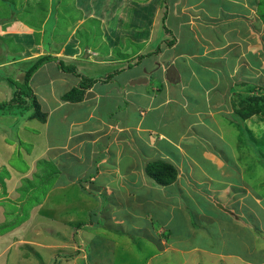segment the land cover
Wrapping results in <instances>:
<instances>
[{
  "label": "crops",
  "instance_id": "obj_1",
  "mask_svg": "<svg viewBox=\"0 0 264 264\" xmlns=\"http://www.w3.org/2000/svg\"><path fill=\"white\" fill-rule=\"evenodd\" d=\"M73 1L82 15L65 43L57 48L49 45V50L33 25L15 19L17 24L10 26L13 20L7 26L0 18V264H30L26 246L58 248L39 237L43 217L51 222L44 227L48 234L58 230L74 234V226L79 233L84 228L93 230L96 224L91 220L85 221L90 222L85 225L89 229L73 216L42 214L43 206L57 213L47 198L70 188L94 197L101 192L110 198L106 207L127 211L124 218L102 216L107 223L110 220V231L149 234L155 249L148 247L150 256L142 264H159L157 258L162 256L164 264L172 260L176 264H218L219 260L264 264L252 257L264 250L263 245L256 247L255 239L261 235L254 237L264 235L263 186L251 187L248 182L249 155L240 145L244 141L240 139L237 148L223 131L224 124L235 126L234 98L248 94L250 85L264 86V0ZM37 2L27 4L37 8ZM88 20L97 22L94 26L109 48L105 59L92 61L105 71L85 77L80 69L86 66L79 64L84 62L80 60L84 48L75 37ZM125 39L134 44L132 50L128 44L121 45ZM42 54L54 58L34 73L47 66L56 71L47 72L45 84L32 75L29 85L45 120L31 116L29 96L24 95L26 103L13 102L18 88H24L26 71ZM16 58L26 65L14 70ZM61 61L73 65L74 71L61 68ZM170 65L178 72L170 75L175 82L166 76ZM233 79L245 85L244 93ZM178 108L182 112L176 116ZM260 124L263 128L264 116L256 113L243 126L258 137ZM17 158L27 162L26 169L15 163ZM156 160L175 166L174 181L163 185L148 175V163ZM31 182L35 185L27 189ZM32 195L38 199L31 211L21 213ZM65 200L61 205L78 203ZM15 214H22L16 224ZM30 230L34 233L28 234ZM98 235L104 240L112 237V243L119 245L116 234ZM166 240L172 244L166 246ZM232 245L241 247L233 250ZM13 248L23 259L10 260ZM197 254L202 256L200 261ZM87 255L81 253L85 263Z\"/></svg>",
  "mask_w": 264,
  "mask_h": 264
},
{
  "label": "rangeland",
  "instance_id": "obj_2",
  "mask_svg": "<svg viewBox=\"0 0 264 264\" xmlns=\"http://www.w3.org/2000/svg\"><path fill=\"white\" fill-rule=\"evenodd\" d=\"M28 1L32 3L35 2V0H28ZM52 1H54V4H52L51 0H38L37 2L38 7L36 8L31 4L25 3V0H0V18L1 20L6 21L5 24H7V26H9L8 24L12 23V21L15 19H21L26 24L33 25L37 30H39L40 38H42V42H43L45 49L49 50L50 46H54L57 48L58 44L63 45L65 43L68 36L70 35L71 29L73 28L74 23H76V19L80 17L82 13H80V11H78L75 8V4L73 3L74 2L73 0H60L59 1L61 2L60 4H58L59 2H57V0H52ZM13 3L19 7L17 6L16 8L10 7V6H13ZM262 6H264V3L262 4ZM262 12H263L262 19H264V15H263L264 9L262 10ZM173 19L176 20L177 22L179 18L174 16ZM16 22L17 20H15L12 24H10V26H14L15 24H17ZM93 22L97 24V22L94 20H88L87 23L84 25V27L79 29L77 36L75 37V38H78L79 40L81 39L82 46L84 48L83 58L80 59V60H83L84 62L79 63V64L86 66L84 69H80V71L82 72V75H84L85 77H88L90 75H96V74L100 75L103 70L105 71L104 68L103 70H101L100 66L98 64L92 63V61H96L97 59H101V58L105 59L106 58L105 54L108 52V48H109L106 45L107 42L103 41L104 36L102 32L100 31L98 27L94 26ZM30 39L32 40L33 38L30 37ZM52 42H55V43H53L52 45ZM125 44H128L129 48L132 50L134 44L131 42L130 39H127V40L125 39L121 45L124 46ZM70 46L71 44L69 45V47ZM137 49L138 47L134 48L135 51H137ZM148 49L149 47H147L144 51ZM4 50H5V46H4ZM123 52L124 51L122 50L121 57H123L122 55ZM95 53H97V56L93 57V54ZM89 54H92V57H91L92 59L89 57ZM4 55L7 56L8 54L5 53ZM9 55H12V54L9 53ZM43 55L44 54L40 56H43ZM114 55L115 56L119 55L118 51H116ZM15 56L22 57L20 56V53L15 54ZM147 56H150V55H147ZM140 58H141V55H140ZM123 60H125L126 63L129 62L126 59H123ZM14 63H16L14 65H17L13 67L14 70L16 68L20 69V67H22L23 65H26L25 63H22L20 59H17V58L14 61ZM48 64L52 65L51 63H48ZM132 66L134 67V64H132ZM53 71L54 72L56 71L54 67L47 66V69H42L38 71L37 74H35L36 72L33 73V75L36 78V82L38 83L42 82L43 84H45L46 82L45 78L47 76V72L52 73ZM71 71L73 72L74 70H71ZM232 83L236 84L237 88L240 90H243V93H244V89H245L244 84L236 82V79L235 80L233 79ZM115 84L116 82H113L111 85L107 86L108 89L112 88ZM234 102H236L234 103V106L237 105L236 109H239L238 99L234 98ZM100 104L102 105V103ZM120 112L123 113V110H121ZM181 112H182L181 108H178L177 112L175 113L176 116L180 115ZM160 115L164 116L161 112H160ZM232 117L235 120L234 122L235 126L232 127L231 125L229 126L228 124L227 125L224 124L223 131L225 132L226 135H229V137L235 143L237 148H238V141L240 139L244 141L240 145L244 146V149H243L244 151L242 150L243 154L249 155L248 166L246 167L247 168L246 177L248 178V182H250L249 184L251 187L258 188V187L263 186L261 188V192L264 194V160H263L264 155L262 153L259 155L255 154L253 150V146L250 144L249 142L250 140H248L246 136V127L248 126L246 127L243 126V124L241 123L242 120H239V116L232 115ZM223 122L224 120L222 121V123ZM260 127H262L261 124L260 126H258L259 128L258 129L259 135L257 137L258 139H262L260 130H263V135H264V129H263L264 127L263 128H260ZM254 135H256V133ZM240 148L238 149L239 151H240ZM15 163L22 170L26 169L27 167V162L22 159L17 158L15 160ZM37 178L39 179V177ZM150 181L154 182L151 179ZM36 182L41 183L40 180L39 181L36 180ZM34 185H33V182L29 183L27 185V189H29L31 186H34ZM78 192H81V194L79 195ZM115 193L117 194L118 191ZM78 195H79V198H77ZM37 196L33 197L32 195V198L29 200V202H27L25 206L22 208L21 213L23 212V214H25L27 213L25 211H28V212L31 211L32 205L38 199L36 198ZM40 196L44 197L45 193L43 192ZM97 196L95 197L90 196L87 191L83 192V191L78 190V188H70L64 191H56L53 193V195L51 194L47 198V201H50L51 205L55 204V206L57 207L56 210L58 212L56 213L55 208L51 206L49 207L43 206L40 208L43 215L46 216L47 214L52 218L53 216H58V217H63V218L65 216H73V218L77 220L79 223L82 222L81 225H84V226L88 225L90 222L86 223L85 221L91 220V222H93V224H96V226H94L93 230H88L87 228L86 230L84 228V230H82L83 232H80V233L78 232L76 226H74L73 227V232H75L74 234H70L69 231H64V230L62 231L58 230L56 234H48L49 232L45 231L44 227L49 226L51 222L48 217L47 218L43 217L41 219L43 232L41 235H39V237H43L44 239H48L47 241L57 244L58 248H56L54 251V250L41 248L39 245L26 246L23 250L26 253L25 255L26 259L31 260V262L28 261V263L30 264L31 263H35V264H90L91 263L92 264L93 261H91L89 258L94 260V264H127V263L128 264L129 263L142 264L143 261H146L151 253L149 252V250L155 249V244L151 242V240H149L150 238L148 236L149 234L142 235V234H137L135 232H131L132 234H127V233H124L123 230L120 228L116 229L115 232L110 231L109 230L110 226L107 225V224H110V220H109V223H107L106 218L109 219L111 215H114V218L116 217L124 218V217H127V214H126L127 211L125 209H122V207H114V208L106 207L105 204H107V202L110 201V198L104 196V194L101 192H98ZM112 196L113 195H111V197ZM65 199H67L69 203L71 199L73 201L74 200L78 201V203H74L73 206L71 204L66 205V206L61 205L63 201H66ZM27 216L28 215L26 214V216L24 217L26 218ZM102 216L106 218L104 217L102 218ZM14 218L18 220L17 222H15V224L19 223L22 220V214L21 215L15 214ZM130 219L131 217L129 216L126 221L128 222ZM85 227H89V226H85ZM89 229L91 228L89 227ZM92 231L95 234H93ZM96 231L99 232L98 234H102L103 231L105 232V234H116L115 236L120 239L118 240L119 245L112 243L111 241L113 239L112 237L111 239L106 238L104 240L101 235L96 234ZM32 233H34L33 230H30L28 234H32ZM254 237L256 238L260 237L258 238V240L255 239L256 247L260 245L264 246V235L263 234H255ZM240 239H243V236H240ZM86 241L87 242L89 241V244H87ZM91 241H92V244H91ZM128 242L131 244L129 245ZM165 243H166V246H169L170 244H172V242L168 240H166ZM74 244L77 246L76 249H75ZM78 247L80 248H79V251L77 252ZM148 247L151 249H149ZM238 247H241V246L240 245L230 246V248H232L233 250H236V248ZM64 248L66 249L64 250ZM156 251H159V249L156 248ZM55 252L57 255L54 254ZM82 252H86L88 254L87 255L88 261H86V263L81 259ZM17 253H18L17 249L13 248L10 253V260L13 261L14 258H18L19 260L23 259L24 255L22 256L21 253H18V254ZM70 255L78 258L77 263L74 261L75 258L67 261L66 258L69 259V257L67 256H70ZM177 256L178 255H176V257ZM158 257H161V256H158ZM252 257L257 261H264V250L262 251V249H259L258 252L252 255ZM196 259L200 261L202 259V256L200 254L199 255L197 254ZM248 259H250V257H248ZM157 260H158L156 261L157 263L159 262V264H164L163 256H162V259L157 258ZM219 261L220 262L218 264H225L223 261L221 260ZM190 262L191 261H189L187 264H190ZM171 263L176 264V261L172 260ZM232 264H244V263H240V261L239 262L233 261ZM247 264H257V263L250 262Z\"/></svg>",
  "mask_w": 264,
  "mask_h": 264
},
{
  "label": "trees",
  "instance_id": "obj_3",
  "mask_svg": "<svg viewBox=\"0 0 264 264\" xmlns=\"http://www.w3.org/2000/svg\"><path fill=\"white\" fill-rule=\"evenodd\" d=\"M59 2V0H57ZM53 4V3H52ZM54 58L52 55H43L39 56L35 63L26 71L25 74V82H24V88L22 86L19 87V89L16 91L15 96L13 98V102H19L20 104L26 103L27 100L24 98L26 96H29L31 99V105L33 108V113L31 114L32 117L39 118L41 120H45L46 116L45 113L42 112L40 103L35 97V95H31L32 91L30 89L29 81L30 78L32 77L33 73L41 66L43 65L46 61ZM61 68L64 70H74L72 68L73 65H68L65 64V62L61 61L60 62ZM258 89H262L263 91L257 92ZM27 90V91H25ZM249 91L248 94H238L237 99L239 101V106L240 109H238L235 112V116H239V120H242V124L245 122L247 118L252 116L253 114L256 113H261L264 116V86L263 87H258V86H249L247 88ZM70 98L72 95H67ZM246 136L248 140H250V144L253 146V150L255 154H263L264 155V135L262 139H258L254 133L252 132L251 129L246 127ZM264 160V158H263ZM147 173L148 175L156 180L158 183L167 185L171 183L172 181L175 180L177 176V170L174 165L170 164L169 162L166 161H161V160H156L149 162L147 165Z\"/></svg>",
  "mask_w": 264,
  "mask_h": 264
},
{
  "label": "water",
  "instance_id": "obj_4",
  "mask_svg": "<svg viewBox=\"0 0 264 264\" xmlns=\"http://www.w3.org/2000/svg\"><path fill=\"white\" fill-rule=\"evenodd\" d=\"M172 73H174V74H178V72H177V70H176V68H175L174 65H170V66H169V68L167 69V74H166V76H167V78H168L169 80H172L173 82H175V80H174L173 78L170 77V75H172Z\"/></svg>",
  "mask_w": 264,
  "mask_h": 264
}]
</instances>
